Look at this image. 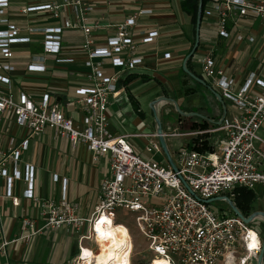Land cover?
Segmentation results:
<instances>
[{"label":"built area","instance_id":"1","mask_svg":"<svg viewBox=\"0 0 264 264\" xmlns=\"http://www.w3.org/2000/svg\"><path fill=\"white\" fill-rule=\"evenodd\" d=\"M93 1L51 0L22 10L23 15L44 12L54 19L65 17L62 29L79 30L85 36L89 85L77 90L83 118L76 122L66 116L59 105L51 103L49 94L37 101L27 92L13 87L11 76L15 71V54L12 47L31 40L21 37V26L12 20L11 1L0 0V118L6 113L12 114L19 131V135L10 138L7 150L0 151V178H6L9 183L6 197L12 198L13 181L24 180L29 187L25 198H34L36 169L27 165L22 175L18 165L22 153L29 150V140L41 137L46 129H50L57 138L72 146L84 144L92 154L94 164L105 157L109 162V176L102 181L97 206L88 220L76 216L78 207L67 201L66 191L59 203L41 201L38 215L45 222L44 229L59 230L70 226L82 229L87 224L88 232L81 241H93L94 225L105 215L117 223L116 212L124 210L135 215L136 228L147 242L153 259L163 258L170 264H258L263 239L254 225L255 220L247 224L229 206L216 212L207 201L220 198V202L226 203L225 197L233 200L238 187L251 191L264 188L262 49L255 57L260 60L257 69L243 80L229 76L212 54L199 59L203 80L222 97L225 113L209 131L164 133V138H192L208 133L223 134V138L217 142V150L205 153L195 150L196 143L181 145L172 158L174 170L168 163L144 159L137 154L129 141L134 136L116 137L109 130L108 108L120 97L121 74L123 70L134 71L143 60L135 55L136 17L116 25V33L105 47H93L92 36L99 29L98 23L94 24L89 18L94 10ZM67 13L72 19L66 18ZM202 19L216 20L220 38L230 39L235 34L238 43L255 45L257 37L244 27V21H264V0H204ZM262 27L264 36V25ZM62 29L30 31L43 33L44 52L57 55L61 52ZM156 36L157 33H151L146 41L150 42ZM107 61L119 71L108 76ZM152 139L147 153L163 156L157 133ZM10 167L14 169L12 176ZM58 181L59 177L55 176L54 182ZM13 204L18 206V199H13ZM22 225L21 240L37 234L34 221L24 218ZM31 230L33 233H28ZM250 233L254 234L256 247H250L254 244ZM9 244L5 241L0 246V253H4ZM82 251L80 247V254ZM92 252L96 253V250ZM77 264H80L79 259Z\"/></svg>","mask_w":264,"mask_h":264},{"label":"crops","instance_id":"2","mask_svg":"<svg viewBox=\"0 0 264 264\" xmlns=\"http://www.w3.org/2000/svg\"><path fill=\"white\" fill-rule=\"evenodd\" d=\"M10 1L11 18L21 26V37L31 40L29 43L12 47L15 54V71L11 76L13 87L15 90L27 92L37 101L43 95L49 94L52 104L59 105L66 116L81 122V97L77 90L89 85V69L86 67L88 52L84 49V34L79 30L62 29L65 17L62 20L54 19L44 12L22 14V10L28 6L48 3L51 0ZM183 1L94 0V10L89 15L91 22L99 25V29H96L92 36L94 48L105 47L108 39L116 33V25L129 17H136L135 55L143 61L134 71L122 69L119 80L121 94L117 101L110 104L108 115L111 134L116 137L134 136L129 141L136 153L144 159L157 160V157H163L148 154L146 151L148 144L154 141L152 136L157 133L152 104L162 95L176 100L183 95L184 85L197 89V92L191 95L203 92L205 99H197L191 104L186 103V97L191 95L185 99L181 97L184 99L182 105L185 106L182 109L185 113L202 115L203 118L195 117L187 122L192 124L208 121L211 126L207 131L222 119L225 111L224 105L214 96L211 89L200 83L196 84L191 77H183L184 61L193 50L196 39L192 18L182 10ZM143 12L147 13L142 14ZM66 18L72 19V15L67 13ZM244 23V27L257 37L255 45L238 43L235 34L230 39L220 38L216 20L202 19L200 44L194 56L197 55L200 59L212 54L218 64L224 66L229 76L237 80L245 79L249 72L256 70L259 65V57L255 58L259 49H262L264 56V21L248 19ZM31 29H62L60 54H46L44 34L31 32ZM151 33H157V36L147 42L146 39ZM193 57L191 69L203 80L201 69L198 63L193 61ZM118 71L119 69L113 68L107 61L108 76ZM174 119L178 121L179 126L171 130L174 124L167 123L165 134L197 131L190 130L187 126L183 128L184 121L177 115ZM17 135L19 131L14 116L6 113L0 118V151H6L10 138ZM205 135L213 150H217V142L223 138V134ZM197 139L198 137L167 138L166 144L171 157L175 158L181 145H192ZM29 143V150L22 153L18 169L24 175L27 165L35 167L34 198H25L29 187L24 180L13 181L12 198L6 197L9 183L6 178H0V246L5 241L10 243L5 252L0 253V264H76L80 247L95 249L92 241H81V237L88 232V225L82 229L74 226L59 230L44 229L45 222L38 215L40 202L52 200L59 203L63 191H66L67 201L78 207L76 216L90 219L98 203L102 181L109 176V162L104 157L98 164H94L92 154L84 144L72 146L70 142L57 138L55 132L50 129H46L39 138H31ZM165 157V164H170L166 155ZM9 171L12 176L13 167H10ZM55 176L59 177L58 182H54ZM252 192L254 213H264V188L258 187ZM13 199H18V206L13 204ZM24 218L35 222L34 231L37 234L31 239L21 240L24 234ZM28 233L32 234L33 231Z\"/></svg>","mask_w":264,"mask_h":264},{"label":"rangeland","instance_id":"3","mask_svg":"<svg viewBox=\"0 0 264 264\" xmlns=\"http://www.w3.org/2000/svg\"><path fill=\"white\" fill-rule=\"evenodd\" d=\"M193 61L198 63L199 58L197 57V55H195L193 57ZM195 83L197 84L198 82L196 81ZM198 92H199V90H198ZM162 96H165V97L168 98L167 95H162ZM181 97L185 99L186 96L185 95H182V96L180 95L178 97V99L175 100V102L177 103L178 107L183 111L185 106L182 105L184 99H181ZM186 98H188V99H186V103L191 104L193 101H195L197 99H202V100L205 99V96H204L203 92H199V94L191 95L190 97H186ZM175 109L176 108L174 107V104L171 103V102H163V103H160L158 105V107H157V115L162 121V125H163V128L165 130L163 132H167L166 131V125L169 122H172L174 124L171 130H173V129H175V128H177L179 126L178 121H176L174 119L176 117L175 113H177V112H175ZM148 111H149V109H148ZM151 117L153 118V116H151ZM184 122H185V127L186 126L188 127L189 123L187 121H184ZM261 136L264 138L263 129L261 131ZM164 158L166 159L165 155H163V157H157L156 159L159 162L166 163ZM233 200H235V199H233ZM211 206H212L213 210H215L216 212H219L220 209H226L229 205L227 203H222L220 201H216V202H213ZM116 213H117V221L119 223L123 224L124 226H126L127 229L130 232V235H131L132 244H133V252H132V257H131V264H139L140 262H143L144 264H151V261L154 258V256L148 250L147 242L143 239V237L140 236V234H139V232H138V230L136 228L135 215L131 214V213L127 212V211H124V210H118ZM254 223H255L254 224L255 227L258 228L259 231L261 232L262 239H264V220L262 218H258V219H256L254 221ZM94 243H97L95 241V238H94L93 246H94V248L96 250L95 254H97V252H99L100 246H99V244H97V246H98L97 247ZM76 264H77V262H76ZM80 264H83V263L80 262ZM153 264H155V261H154Z\"/></svg>","mask_w":264,"mask_h":264},{"label":"bare ground","instance_id":"4","mask_svg":"<svg viewBox=\"0 0 264 264\" xmlns=\"http://www.w3.org/2000/svg\"><path fill=\"white\" fill-rule=\"evenodd\" d=\"M95 243L100 249L97 254L91 249L84 248L80 254V262L83 264H131L130 256L133 252V244L129 230L123 224H116L106 215L93 227ZM93 238V242H94ZM256 243V240H253ZM98 247V246H97ZM87 253V254H86ZM170 264L163 258H155L151 264Z\"/></svg>","mask_w":264,"mask_h":264},{"label":"water","instance_id":"5","mask_svg":"<svg viewBox=\"0 0 264 264\" xmlns=\"http://www.w3.org/2000/svg\"><path fill=\"white\" fill-rule=\"evenodd\" d=\"M203 5H204V0H199V10H198V15H197V22H196V39H195V45L193 47V50L191 51V53L187 56V58L184 61L183 64V71L189 76L191 77L193 80L197 81L198 83H200L203 86H206L210 89V87L207 85V83L200 79L198 76H196L194 73H192L189 69H188V62L189 60L194 56V54L196 53V51L199 48V44H200V30H201V24H202V13H203ZM214 94V96L219 100V102L221 104H224L222 97L214 92L213 90H211ZM163 102H171L174 104V107L176 108V112L179 113L180 116L185 117V118H203L202 115L197 114V113H185L184 111H182L177 103L175 102V100L171 99V98H167L165 96L160 97L159 99H157L156 101L153 102L152 104V110L155 114L156 117V123H157V135L159 136V141L162 147L163 152L165 153V155L167 156L169 163L171 164L172 168L174 170H176L174 161L172 160V157L168 151L167 148V144H166V140L164 138V132H163V127H162V121L161 119L158 117L157 115V107L160 103ZM225 113V111H224ZM225 200V202L229 205V207L232 209V211L234 212V214L236 216H238L239 218L243 219L247 224L252 223L254 220L258 219V218H262L264 219V213L263 212H256L253 213L251 216H249L248 218H245L240 211L238 210L237 206L235 205L234 202H232L229 198L225 197L223 198ZM220 198L218 199H214V200H209L207 201V204H212L213 202L219 201ZM258 264H264V240H263V246H262V252L258 258Z\"/></svg>","mask_w":264,"mask_h":264},{"label":"trees","instance_id":"6","mask_svg":"<svg viewBox=\"0 0 264 264\" xmlns=\"http://www.w3.org/2000/svg\"><path fill=\"white\" fill-rule=\"evenodd\" d=\"M182 10L186 12L188 15L191 16L192 22L194 25V29L196 28V22H197V15H198V10H199V0H184L181 3ZM195 44V41H194ZM188 69L193 73V70L191 69V59L189 60L188 64ZM183 77L186 79L189 78V76L182 71ZM190 79V78H189ZM197 92V89L189 86V85H184L182 93L185 96H189L191 94H194ZM176 115L179 117L180 120L183 121H191L193 118H183L180 116L178 113ZM189 123V122H188ZM187 128L190 130H197V131H206L211 125L208 124V121H197L193 122L192 124H189ZM182 127H185V122L182 123ZM186 128V127H185ZM196 146L195 150L205 153L208 151H213V147L209 144L207 136L203 135L198 137V139L195 141ZM234 199L233 200L240 211V213L244 217H249L254 213V207H253V192L251 190H247L244 188H236L234 191ZM116 224H121L117 221ZM139 264H144L143 262H140Z\"/></svg>","mask_w":264,"mask_h":264},{"label":"snow or ice","instance_id":"7","mask_svg":"<svg viewBox=\"0 0 264 264\" xmlns=\"http://www.w3.org/2000/svg\"><path fill=\"white\" fill-rule=\"evenodd\" d=\"M250 235L253 236V239L255 238V237H254V234H251V233H250ZM250 247H255V244L250 245ZM86 254H87V253H86Z\"/></svg>","mask_w":264,"mask_h":264},{"label":"clouds","instance_id":"8","mask_svg":"<svg viewBox=\"0 0 264 264\" xmlns=\"http://www.w3.org/2000/svg\"><path fill=\"white\" fill-rule=\"evenodd\" d=\"M255 247H256V245H255Z\"/></svg>","mask_w":264,"mask_h":264}]
</instances>
